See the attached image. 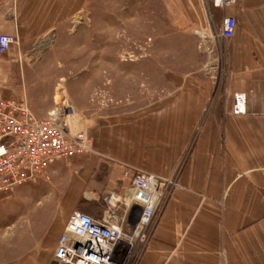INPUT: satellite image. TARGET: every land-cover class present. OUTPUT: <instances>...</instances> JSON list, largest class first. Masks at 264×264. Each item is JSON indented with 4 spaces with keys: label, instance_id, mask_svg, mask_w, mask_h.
Segmentation results:
<instances>
[{
    "label": "crops",
    "instance_id": "1",
    "mask_svg": "<svg viewBox=\"0 0 264 264\" xmlns=\"http://www.w3.org/2000/svg\"><path fill=\"white\" fill-rule=\"evenodd\" d=\"M80 4L0 0V35H14L20 42L56 36ZM224 15L236 18V31L231 39L215 42L209 24L219 27ZM178 22L182 31L190 25L203 30L199 48L209 57L204 73L169 80L174 90L166 88L136 111L85 121L93 141L90 152L59 162L16 189L50 186L62 178L54 174L66 175L52 218L38 202L24 214V234L32 236L35 250L18 264H36L42 257L43 222L55 223L46 247L56 248L72 213L99 220L110 196L117 215L129 217L124 229L132 233L141 210L123 211L130 190L127 171L174 178L179 184L146 229V243L136 238V264H264V0H237L225 10L207 0H179ZM15 49L0 55V87H16L17 78L21 87L25 81ZM6 94L0 95H23L13 89ZM236 94L246 98L243 115L233 114Z\"/></svg>",
    "mask_w": 264,
    "mask_h": 264
},
{
    "label": "rangeland",
    "instance_id": "2",
    "mask_svg": "<svg viewBox=\"0 0 264 264\" xmlns=\"http://www.w3.org/2000/svg\"><path fill=\"white\" fill-rule=\"evenodd\" d=\"M79 1L83 4L75 7L74 18L62 25L56 36L18 41L15 56L21 60L17 68L23 69L24 85L19 87L17 78L16 87H0V94L21 91L23 95L18 97L42 119L56 102L67 101L76 111L67 118V125L72 133L85 131L93 147L89 132L84 130L85 121L144 107L166 88L174 90L169 80L200 78L209 57L199 48L200 26L180 30L179 0H171L170 6L169 0ZM209 27L212 31V23ZM56 175L62 176L61 180L50 186L0 194V264H18V259L35 250L32 236L24 234L28 225L24 214L38 202L48 207L45 212L52 218L65 187V173ZM48 224H41L42 257L36 264H53L55 247H46V241L48 235L55 234V223Z\"/></svg>",
    "mask_w": 264,
    "mask_h": 264
},
{
    "label": "built area",
    "instance_id": "3",
    "mask_svg": "<svg viewBox=\"0 0 264 264\" xmlns=\"http://www.w3.org/2000/svg\"><path fill=\"white\" fill-rule=\"evenodd\" d=\"M207 2L214 9L225 10L237 0ZM209 16L213 21L214 15ZM236 27V18L224 15L219 27L212 24V39L215 42L231 39ZM16 45L18 39L14 35H0V55ZM245 113L246 98L236 94L233 114ZM75 114V108L67 101L56 102L47 118L41 119L25 99L0 95V193L14 191L37 180L57 163L72 161L92 150L88 134L72 133L67 125V118ZM124 177L130 181V190L123 211L141 210L134 231H125L129 217L117 215L110 196L104 216L99 220L82 212L70 215L53 254L55 264H136L140 256L136 252V238L146 243V229L161 215L170 189L178 187V182L139 171H127Z\"/></svg>",
    "mask_w": 264,
    "mask_h": 264
}]
</instances>
